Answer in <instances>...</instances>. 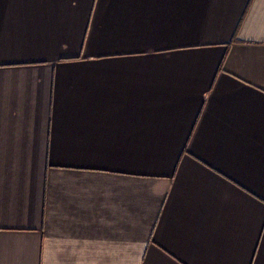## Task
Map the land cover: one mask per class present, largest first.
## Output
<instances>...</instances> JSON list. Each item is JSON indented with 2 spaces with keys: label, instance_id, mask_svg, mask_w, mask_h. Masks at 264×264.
Wrapping results in <instances>:
<instances>
[{
  "label": "crops",
  "instance_id": "crops-1",
  "mask_svg": "<svg viewBox=\"0 0 264 264\" xmlns=\"http://www.w3.org/2000/svg\"><path fill=\"white\" fill-rule=\"evenodd\" d=\"M0 264H264V0H0Z\"/></svg>",
  "mask_w": 264,
  "mask_h": 264
}]
</instances>
